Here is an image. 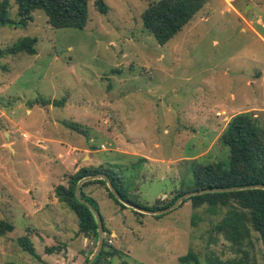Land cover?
Masks as SVG:
<instances>
[{"label":"rangeland","instance_id":"obj_1","mask_svg":"<svg viewBox=\"0 0 264 264\" xmlns=\"http://www.w3.org/2000/svg\"><path fill=\"white\" fill-rule=\"evenodd\" d=\"M103 1L106 13L88 0L82 29L53 28L40 10L25 27L0 25V48L37 38L35 54L0 58V218L14 225L0 235V264H84L93 254L97 241L75 232L74 212L50 202L76 168L111 167L139 201L172 202L192 188V161L228 159L219 137L233 115L250 111L264 128V0H207L163 45L142 23L154 0ZM8 16L17 19L14 0ZM68 152L77 163L59 166ZM38 184L50 191L40 210L32 204ZM98 184L83 191L106 228L105 264H181L190 250L201 264L236 255L213 229L226 207L187 200L161 216L136 213ZM22 235L38 257L18 245ZM251 238L244 247L264 264L258 234Z\"/></svg>","mask_w":264,"mask_h":264},{"label":"trees","instance_id":"obj_2","mask_svg":"<svg viewBox=\"0 0 264 264\" xmlns=\"http://www.w3.org/2000/svg\"><path fill=\"white\" fill-rule=\"evenodd\" d=\"M207 0H154L148 4L141 14L144 28L150 32L161 45L172 39L203 7ZM17 19H10L8 10L10 0L0 1V25L15 24L27 26L33 19V12L42 11L46 15L48 24L53 28L72 27L82 29L88 21V0H14ZM95 7L101 13L108 11L103 0H95ZM35 36H23L17 42L5 48H0V58L6 55H15L20 52L36 53ZM43 104L53 103L62 105V101H42ZM73 130L84 132L85 127L78 123L68 124ZM222 146L229 149L226 161L216 160L208 162L192 161V188L197 190L213 187L245 186L264 184V128L259 123L258 115L250 111L239 112L227 121L220 135ZM140 160H143L141 158ZM105 173L121 197L126 201L149 210L162 209L172 202L156 198L152 204L139 201L138 196L128 193L123 184L122 177L111 167L82 166L69 176L68 185L59 184L55 187L58 200L65 204L77 217L78 231L85 236L96 239L97 223L92 211L87 205L78 201L75 196V186L79 179L96 174ZM91 183H101L107 190L108 196L121 207L119 202L109 190L104 179H92L81 184V195L89 201L95 209V204L84 195L83 187ZM188 190V191H190ZM185 191H179L178 195ZM161 200V202H159ZM190 200L193 206L208 205L212 212L217 206L226 207L223 217L213 229L222 233L231 243L236 255L226 260H218V264H257L254 255L244 246L252 245V232L258 234L264 247V189L246 188L241 190L209 192L197 194L184 199ZM140 213L138 211H134ZM162 215V214H161ZM156 215V216H161ZM103 230L106 231L101 217ZM14 229L13 223L0 218V235H5ZM22 250L34 257H38L35 247L27 235L17 238ZM107 241L92 264H105L111 251L106 249ZM53 247L45 248V253H51ZM92 253V252H91ZM90 257H87L84 264ZM181 264H201L194 251H188L179 257Z\"/></svg>","mask_w":264,"mask_h":264},{"label":"water","instance_id":"obj_3","mask_svg":"<svg viewBox=\"0 0 264 264\" xmlns=\"http://www.w3.org/2000/svg\"><path fill=\"white\" fill-rule=\"evenodd\" d=\"M98 178L105 180L106 185L108 186L109 190L111 191V193L114 195V197L119 202H121L122 204H124L126 206L133 208L136 211L143 212V213H149L152 215H159V214L167 213V212L171 211L172 209L176 208L184 199H186L190 196H193V195H197V194H203V193H209V192L241 190V189H246V188H262V189H264V184H253V185H245V186L213 187V188H203V189H197V190H190V191H186L183 194H181L180 196H178L177 199H175L169 206H167L165 208L156 209V210H149V209L142 208L138 205L132 204V203L126 201L124 198H122L120 193L118 192V190L113 186L110 178L105 173H96V174L85 176V177H83L77 181L76 186H75V196H76V199L78 201L87 205L88 208L94 214V217H95L96 223H97V233H98L96 249L94 250L93 254L90 256V258L88 259V261L85 264H92L93 260L98 255V253L100 252V250L103 246L104 237H103V224H102L101 216H100L99 212L95 209V207L89 201L85 200L82 197V195H81V184L84 181L92 180V179H98Z\"/></svg>","mask_w":264,"mask_h":264},{"label":"crops","instance_id":"obj_4","mask_svg":"<svg viewBox=\"0 0 264 264\" xmlns=\"http://www.w3.org/2000/svg\"><path fill=\"white\" fill-rule=\"evenodd\" d=\"M59 160H60V164L59 163H57V164L59 166H61V167H65L64 166L65 164H69L71 162H73V164L77 163L75 156H73L71 154V152H68L66 155H62ZM90 165H91V163H88L86 166H90ZM76 170H77V168H76ZM44 178H47V174H43V179ZM93 184H98V183H91V184H88L87 186L93 185ZM48 188H49L48 186H46V185L44 186V185H40V184L35 186V192H34V197L32 198L33 199L32 204H33V206L37 207L36 208L37 210L42 209L43 208L42 206H44L47 203V200H50V193H49L50 191H49ZM87 190H90V188H88ZM35 195H36V197H35ZM105 196L110 198L108 195H105ZM50 202L58 203L59 200H58L57 196L55 195V196L52 197ZM75 228H76L75 232H77L78 231V226H76ZM61 231H63V230H61ZM73 238H78V237H76V235L74 234ZM71 241L74 242L73 240H71ZM66 249H67V253L66 254L71 256L72 255L71 247H69V245H67ZM64 264H67V263H64Z\"/></svg>","mask_w":264,"mask_h":264}]
</instances>
